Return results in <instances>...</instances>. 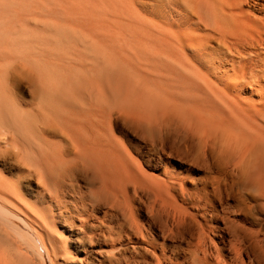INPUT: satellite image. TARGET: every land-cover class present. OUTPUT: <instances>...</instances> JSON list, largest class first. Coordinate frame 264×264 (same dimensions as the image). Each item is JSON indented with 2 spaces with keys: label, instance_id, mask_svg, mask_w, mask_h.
<instances>
[{
  "label": "bare ground",
  "instance_id": "obj_1",
  "mask_svg": "<svg viewBox=\"0 0 264 264\" xmlns=\"http://www.w3.org/2000/svg\"><path fill=\"white\" fill-rule=\"evenodd\" d=\"M111 1L117 10L102 12L111 26L81 38L91 53L83 72L104 80L79 78L85 81L70 92L58 89L70 93L60 104L76 112L57 123L51 104L62 96L52 92L49 112L48 98L30 90L40 95L29 92L35 107L47 103L43 117L56 114L43 120L37 107L32 130L21 121L26 114L15 111L17 102L0 93V125L11 133L8 142L0 139V159H9L11 147L18 152L13 158H25L46 209L30 210L35 201L25 203L18 181L0 172V230L7 238L0 240V264H131L135 258L141 264H264V0H154L153 19L138 12L141 0L138 11L131 0ZM27 65L25 73L33 69ZM35 72L36 79H25L46 95L52 85ZM8 94L11 102L20 97ZM131 133L149 142L156 157L137 156ZM74 188L79 202L66 194Z\"/></svg>",
  "mask_w": 264,
  "mask_h": 264
},
{
  "label": "rangeland",
  "instance_id": "obj_2",
  "mask_svg": "<svg viewBox=\"0 0 264 264\" xmlns=\"http://www.w3.org/2000/svg\"><path fill=\"white\" fill-rule=\"evenodd\" d=\"M41 1L43 2V3H41ZM49 1V2H48ZM59 1L60 2H64V3H59ZM73 1V0H72ZM77 1V2H76ZM83 1H84V3H83ZM92 2V4L90 3V2ZM97 1V2H96ZM79 0V2H78V0H74L73 2H71V0H68V2L66 1V0H0V14H2L1 16H0V38L2 39H0V42H2V43H0V44H2V46L0 45V49L2 50V53L0 54V58H1V62H0V71L1 70H3V68H4V73H5V71H6V73L9 75V79H8V75L6 76V73L5 74H3V71H1L0 73V93H1V95H3V97H4V95H6V100H10V102L8 101V103L9 104H11V103H13V102H17V104H15V103H13L12 105H14L15 104V111H16V109H17V113L19 112L20 114H22L23 115V112H24V114H26L25 116H22V118L24 117V119H25V121L22 119L21 121L24 123V124H27L28 123V121L30 122V128L32 129V126L34 125V123L33 122H35V117H37L38 118V116L39 117H41L42 116V118H43V120H44V118H46V120L48 121V119H50L51 118V115L53 114V115H56V114H54L55 113V111H57V109H58V111L59 112H57V114L59 113V115H57V117L55 116L54 118H52V119H54L55 121L56 120H58L59 119V121L61 120V118H63L64 116H66V115H62V114H69V115H71L72 114V112H76V110H74L73 108L71 109V107H68V106H66L65 104H60V103H62L63 102V100H64V98H66L67 96L66 95H63L64 96V98H63V96L62 95H60V93H58V89H60L61 90V93H62V89L64 88L65 89V87H66V89H69L68 90V92H70L72 89V86L73 87H75L76 85H78V84H80L81 82H83V80L84 79H82V81L79 79V78H85V80L86 81H88V79H92L93 81H97L98 82V79L97 80H95V78H98V76H99V73L98 74H96L94 77L93 76H90L88 73H85V72H83L84 70V68H89L90 66H89V62H91V53H90V50L89 49H87L86 47V43L84 42V41H82V39L84 40V36L86 35V34H88V32L89 33H91L92 31H93V28L95 29V27L96 28H98L99 27V25H104V26H106V27H109V26H111V24L109 23L110 22V20L109 19H111V17L107 14V15H104V13L102 14V12L103 11H116L117 9H115L116 8V6H115V4H113L112 3V1L110 0ZM99 1V2H98ZM104 1V2H103ZM109 1V2H108ZM137 1H138V3H137ZM140 0H136V2L134 1V0H131V4H132V6H133V8H137V6H138V4H141V2H139ZM141 1H143V3L141 4V5H145V6H139V8H137L136 10L138 11V12H140V14L141 15H144V16H146V17H148V18H151V19H153V18H156V14H155V12H156V3L154 2V0L152 1V0H141ZM148 3V5H147V3ZM156 1V0H155ZM46 2V3H45ZM50 2H52V4L50 3ZM55 2V3H54ZM65 2H66V4H65ZM71 2V3H70ZM74 2H76L75 3V6L73 5V3ZM86 2H87V4H86ZM70 3V4H69ZM83 4V6H81L80 4ZM89 3V4H88ZM97 3H98V5H97ZM100 3V4H99ZM109 5L110 3H112V4H110L109 6L107 5V4ZM136 3H137V5H136ZM36 4H37V6H36ZM54 4V7L52 6ZM61 4H63V5H61ZM150 4V5H149ZM70 5V6H69ZM72 5V6H71ZM79 7H77V6ZM88 5V6H87ZM101 5V6H100ZM43 6V7H42ZM56 6H57V9H56ZM95 6V7H94ZM99 6H100V12H97V9L99 8ZM104 6V7H103ZM107 6V7H106ZM150 6V7H149ZM154 6V7H153ZM51 7H53V8H51ZM63 7V8H62ZM83 9H81V8ZM86 7V8H85ZM88 7V8H87ZM89 7H90V12H89V10L87 11V9H89ZM92 7V8H91ZM102 7V8H101ZM109 7V8H108ZM112 7V8H111ZM144 7V8H143ZM147 7V8H146ZM62 8V9H61ZM65 8H67V9H65ZM96 8V9H95ZM105 8H107L108 10H106ZM114 8V9H113ZM118 8V10H119V8L120 7H117ZM140 8L142 9V10H140ZM150 8H152V9H150ZM54 9V10H53ZM66 11H65V10ZM77 9V10H76ZM93 9H95L94 11H93ZM102 9V10H101ZM147 9V10H146ZM153 9H155V11H153ZM76 10V11H75ZM152 10V11H151ZM46 11V12H45ZM61 11H63V12H61ZM78 11V12H77ZM144 11V12H143ZM145 11H147V12H145ZM149 11H151L152 13H150ZM15 12V13H14ZM24 12V13H23ZM83 12L85 13V14H83ZM93 12V13H92ZM13 13V14H12ZM41 13V14H40ZM48 13H50V14H48ZM52 13V14H51ZM76 13V14H75ZM88 13L90 14V15H88ZM100 15H99V14ZM37 14V15H36ZM39 14V15H38ZM83 14V15H82ZM95 14V15H94ZM101 14L103 15V17H101ZM146 14V15H145ZM147 14H149V15H147ZM155 14V15H154ZM14 15V16H13ZM23 15V16H22ZM43 15H45V16H43ZM85 15V16H84ZM151 15H153V17L151 16ZM25 16V17H24ZM88 16V17H87ZM93 16V17H92ZM100 16V17H99ZM105 16V17H104ZM155 16V17H154ZM19 17H21V18H19ZM32 17V18H31ZM36 17V18H35ZM81 17H83V18H81ZM96 17V18H95ZM30 18H31V21H30ZM45 20H44V19ZM65 18V19H64ZM84 18H85V20H84ZM10 19V20H9ZM23 19H25V20H27L26 21V23L27 24H25L24 22H25V20L23 21ZM33 19V20H32ZM36 19H38V21H36ZM59 19V20H58ZM61 19H62V21H61ZM79 19H81V20H79ZM87 19H88V21H87ZM92 20V21H90V20ZM99 19H102V22H100V24H99V22H98V20ZM53 20V21H52ZM84 22H83V21ZM23 21V22H22ZM32 21H34V22H32ZM80 21H81V23H80ZM32 22V23H31ZM36 22H38L39 24H40V26H42V27H40L39 26V24L38 23H36ZM60 22V23H59ZM62 22V23H61ZM107 22V23H106ZM23 23V24H22ZM34 23V24H33ZM56 25H55V24ZM67 23V24H66ZM16 24V25H15ZM42 24V25H41ZM43 24H45V25H43ZM49 24V25H48ZM51 24H53V25H51ZM69 24V25H68ZM73 24V25H72ZM78 24V25H77ZM80 24V25H79ZM12 25V26H11ZM18 25H20V28H19V26ZM28 25V26H27ZM71 25V26H70ZM90 25V26H89ZM92 25V26H91ZM11 26V27H10ZM55 26V27H54ZM87 26H89V28L87 27ZM13 27V28H12ZM47 27V28H46ZM53 27L55 28V29H53ZM58 27V29H56ZM67 27V28H66ZM72 27H73V29H72ZM77 28V29H75V31H74V28ZM46 30H45V29ZM49 28H52V29H49ZM80 28V29H79ZM83 28H86V29H83ZM87 28H88V30H87ZM19 29V30H18ZM66 29V30H65ZM70 29V30H69ZM25 32H24V31ZM45 30V31H44ZM55 30L56 31H58L59 33H55ZM69 30V31H68ZM73 30V31H72ZM83 30V31H82ZM87 30V31H86ZM14 31H17V32H14ZM20 32V34H22L21 36H20V34H19V32ZM51 31H53V34H52V32ZM68 31V32H67ZM84 32V33H82V32ZM91 31V32H90ZM97 31V29H95V33H97L96 32ZM23 32V33H22ZM3 35H2V34ZM4 33H6V35L4 34ZM15 33V34H14ZM28 33V34H27ZM70 33V34H69ZM78 33V34H77ZM14 34V35H13ZM43 34V35H42ZM74 34H76L75 36H74ZM4 36L3 38H2V36ZM20 36V40H19V36ZM54 35H56V36H54ZM69 35V36H68ZM71 35V36H70ZM81 35V36H80ZM82 35H83V38H82ZM97 35V34H96ZM17 36V37H16ZM43 36V37H42ZM6 37V38H5ZM57 37V40H55V38ZM75 37V38H74ZM13 38V39H12ZM22 38V39H21ZM82 38V39H81ZM70 39V40H69ZM97 39H101L100 37H98ZM3 40L5 41L4 43H3ZM7 40V41H6ZM15 40V41H14ZM23 40V41H22ZM63 40V41H62ZM69 40V41H68ZM78 42H77V41ZM102 40V39H101ZM106 40V39H105ZM10 41H11V43H10ZM21 41V42H20ZM66 41V42H65ZM76 41V42H75ZM104 40H102V42H103ZM48 42V43H47ZM50 42V43H49ZM59 42H61L60 44H59ZM105 42V41H104ZM107 42V41H106ZM6 43H8V44H6ZM56 43V44H55ZM79 43V44H78ZM108 43V42H107ZM18 44V46L19 47H17L16 45ZM55 44V45H54ZM81 44H82V46H81ZM11 45H13V46H11ZM64 45H65V47H64ZM67 45H69V46H67ZM80 45V46H79ZM7 46V47H6ZM51 46V47H50ZM17 47V48H16ZM46 47V48H45ZM48 47V48H47ZM16 48V49H15ZM20 48V49H19ZM52 48V49H51ZM58 48V49H57ZM4 49V50H3ZM14 49V50H13ZM0 50V51H1ZM31 52H30V51ZM46 50V51H45ZM78 50V51H77ZM21 51V52H20ZM23 51V52H22ZM38 51V52H37ZM57 53H56V52ZM73 52V53H72ZM89 54H88V53ZM10 53V54H9ZM13 53V56L11 57V54ZM28 53V54H27ZM50 53V54H49ZM77 54L78 55V57H77V55H75V54ZM82 53V54H81ZM25 54H26V56H25ZM85 54V55H84ZM28 55V56H27ZM52 55V56H51ZM80 55H81V57H80ZM62 56V57H61ZM89 56V57H88ZM52 57V58H51ZM13 58V59H12ZM28 58H30V59H28ZM41 58H42V60H41ZM63 58V59H62ZM12 61H11V60ZM14 59H16V60H14ZM20 59V60H19ZM45 59V60H44ZM4 60V61H3ZM14 60V61H13ZM49 60V61H48ZM62 60V61H61ZM71 60V61H70ZM82 62H81V61ZM83 60H85V61H83ZM90 60V61H89ZM8 61V62H7ZM11 61V62H10ZM20 61H23V62H26V63H23V62H21L20 63ZM47 61V62H46ZM78 61V62H77ZM4 62V63H3ZM13 62V63H12ZM19 62V63H18ZM27 62L29 63V62H31V63H29L28 65H27ZM52 62V63H51ZM65 62H67V63H65ZM12 63V64H11ZM24 64V66L25 65H27V67L28 68H30L31 66H33L32 68V71L31 72H29V73H31L30 75H29V73H28V70H27V73H25L24 71L27 69V68H23V64ZM50 63V64H49ZM65 63V64H64ZM78 63V64H77ZM83 63V64H82ZM2 64H4V66H6V67H8L9 68V64H11V68H9V69H7V70H5L6 69V67H4ZM7 64V65H6ZM18 64H21V66L20 65H18ZM88 64V65H87ZM16 65H18V66H20L21 68H19V67H17ZM57 65V66H56ZM64 65V66H63ZM84 67H83V66ZM15 66V68H17V69H14V71L12 72V73H10L9 74V72H11L13 69V67ZM34 66H35V69H34ZM38 66V67H37ZM54 66V67H53ZM66 66V67H65ZM86 66V67H85ZM26 67V66H25ZM41 67H42V69H41ZM37 68V69H36ZM48 68H49V70H48ZM19 69V70H18ZM25 69V70H24ZM53 69H54V72H53ZM11 70V71H10ZM20 73V76H21V73H25V74H27V75H25V74H23V76H19V73H18V75L16 76V74L17 73H14V72H17V71ZM35 70H36V72H35ZM96 70H98V69H96ZM35 73H37L39 76H41V77H46L45 79L47 80H45L46 82H45V84L47 85V86H49L48 85V83L49 84H51L52 86V89L54 88L53 86H55V89L57 88V90H55V89H51V87H50V89L49 90H45V92L47 91H49L47 94H48V96H46L45 94L43 95V89L42 90H40V86H38V85H35L34 84V80L32 81V82H29V81H31L32 80V78L34 79V77H35V79H36V74H33L34 72ZM46 71V72H45ZM47 71H48V73H47ZM50 71V72H49ZM33 72V73H32ZM45 72V73H44ZM55 73V74H54ZM61 73V74H60ZM47 74H49L48 76V78H47ZM53 74H54V76H53ZM57 74H59V75H57ZM74 74L76 75V76H74ZM81 74V75H80ZM5 75V78L4 79H6V80H4L3 79V77L2 76H4ZM16 76V78L17 79H19V81L16 79V78H14L15 80H16V82L18 81V82H20V85H17V84H19L18 82H17V84H16V82L14 81V79H13V77H15ZM33 75H35L34 77H33ZM37 75V76H38ZM103 75V74H102ZM20 78H19V77ZM82 76V77H81ZM7 77V78H6ZM11 77H12V79H11ZM22 77H23V79H22ZM29 77V78H28ZM51 77H53V78H51ZM57 77V78H56ZM87 77V78H86ZM25 78H28L29 79V81L27 80V79H25ZM40 78V77H39ZM56 78V79H55ZM70 79V80H68V79ZM3 79V80H2ZM22 79V80H21ZM44 79V78H43ZM50 79H52V80H50ZM67 79V80H66ZM77 79V80H76ZM100 79H102V80H104V77L102 76L101 78H100V76H99V80ZM7 80H8V82H10L11 84H12V82L14 81L15 82V87L17 86L18 88L17 89H14L15 87H14V85L12 84L11 86H13V88H11V87H9V85H10V83H8L7 82ZM13 80V81H12ZM21 80V81H20ZM25 80H26V82H25ZM48 80H50V82L48 81ZM55 80H56V82H55ZM75 80V81H74ZM84 80V81H85ZM3 81H6L5 83L3 82ZM64 81V82H63ZM13 82V83H14ZM22 82V83H21ZM52 82H54V83H52ZM59 84H58V83ZM60 82H62V83H60ZM73 82V83H72ZM78 82V83H77ZM96 82V83H97ZM32 83L34 84V85H32ZM36 83V82H35ZM6 84H9V85H7L6 87H5V85ZM44 84V85H45ZM56 84H57V86L59 87H57L56 86ZM70 84V85H69ZM30 85H32V86H30ZM8 87H9V90H7L8 89ZM44 87V86H43ZM61 87H62V89H61ZM5 88V89H4ZM7 88V89H6ZM11 88V89H10ZM27 88V89H26ZM46 88V87H45ZM76 88V87H75ZM16 91V93L18 94H15V91ZM29 89V90H28ZM35 90V89H38V92L39 93H42L41 95L43 96V101H45L46 100V98H48V100L46 101L47 103L48 102H50V104H51V102H55V99L53 98V97H51L50 99H49V97L50 96H53V94H55L54 92H56V96H58V95H60V96H62V100L60 101H58V99H56L57 100V102H59L58 104H60V105H58L57 103H53V104H51V106L52 105H55L56 104V106L54 107V106H52L54 109L55 108H57V109H55V110H53V108L52 107H50V104L48 103H45V104H42V107H40V106H36L35 107V101H36V99H33L32 100V98H30L31 96L30 95H32L33 96V94H35V96H33V98H35L39 93L38 92H36L37 93V95H36V93H33L32 91L30 92V90ZM47 89H48V87H47ZM71 89V90H70ZM109 89V88H108ZM4 90V91H3ZM13 92H12V91ZM18 90V91H17ZM33 90V91H34ZM7 91H10V94H8L7 93ZM63 91H65V90H63ZM74 91V90H73ZM72 91V92H73ZM14 94V98H16V96L18 97V96H20V97H18L17 98V100L19 101H15V99L11 102V99H13V94ZM19 92H20V94H19ZM32 93V94H30V93ZM51 92V93H50ZM52 92H53V94H52ZM66 92H67V90L65 91V94H66ZM3 93V94H2ZM4 93H7L8 95H10V98H11V96H12V98L11 99H9L8 98V96H7V94H4ZM21 93H22V95H23V97L21 96ZM12 94V95H11ZM30 94V95H29ZM49 94H51V95H49ZM58 94V95H57ZM107 95H105L106 97L107 96H109V97H107L108 99H111L110 97H111V93H106ZM38 96H40V95H38ZM37 96V97H38ZM42 96H41V98H42ZM55 95H54V97H56ZM25 97V98H24ZM46 97V98H45ZM21 98L23 99L22 101H24L23 103H22V101H21ZM31 99L32 101H28V99ZM106 98V99H107ZM29 99V100H30ZM38 99H39V97H38ZM52 99V100H51ZM102 99H104V98H102ZM108 99H107V101L105 102V103H109V105H111L110 104V101H111V103H113L112 102V100H109L108 101ZM113 99H114V97H113ZM26 100V101H25ZM35 100V101H34ZM42 100V99H41ZM40 100V101H41ZM54 100V101H53ZM35 102L34 104L32 103V102ZM105 101V100H104ZM104 101H103V103H104ZM25 102H28V103H25ZM39 102V101H38ZM22 104V105H18V104ZM30 103H32L31 105H33L35 108H33L31 105H30ZM42 103V102H41ZM41 103H38V104H41ZM44 103V102H43ZM98 104L99 103H101V102H97ZM47 104V107L45 106ZM29 105H30V107H29ZM63 105L65 106V107H63ZM17 106H18V108H17ZM25 107V108H27L28 107V109L29 110H26L25 108H23V107ZM49 106V107H48ZM59 106V107H58ZM104 106L106 107L107 105L106 104H104ZM13 107V106H12ZM33 108V110L32 109H30V108ZM37 107H40L39 109L40 110H38L37 109ZM46 107V111L47 110H49V112L51 111V110H53V112L54 113H49V115H50V118H48L47 119V113H46V111H45V109H43V111H45V113L43 112V111H41V109L42 108H45ZM38 110V112L40 111L41 113H42V115L40 114V112H39V115H38V113H37V115H36V113L34 112L35 110ZM51 109V110H50ZM65 109H66V111H65ZM71 109V110H70ZM24 110V111H23ZM25 110H26V112L28 113V115H27V113H25ZM63 110V111H62ZM22 113H21V112ZM66 112V113H65ZM18 113V114H19ZM31 113V114H30ZM60 113H61V115H60ZM19 114V115H20ZM32 114H33V117L30 119V116H32ZM36 116H35V115ZM43 114L44 115H46V116H44L43 117ZM18 115V116H19ZM30 115V116H29ZM52 115V116H53ZM29 116V117H28ZM21 116H19V118H20ZM59 117H61V118H59ZM36 118V119H37ZM56 118V119H55ZM21 119V118H20ZM33 119V120H32ZM51 119V120H52ZM46 121V123H49V122H47ZM54 121V122H55ZM32 122V123H31ZM54 122H52V124L54 123ZM57 122V121H56ZM51 123V122H50ZM49 123V125H51ZM58 123V122H57ZM118 123H119V121H118ZM5 123H2L1 122V127H0V132H1V134L2 135H0V139L1 138H3L5 141L4 142H8L9 140V138H10V136H11V133L10 132H7V131H9V128H8V126H6V125H4ZM29 124V123H28ZM33 124V125H32ZM35 124L37 125V121L35 122ZM55 124V123H54ZM6 126V128H4ZM35 127V126H34ZM33 127V129H35ZM5 129V130H4ZM32 129V130H33ZM7 130V131H6ZM3 131H6V132H3ZM3 132V133H2ZM133 133H131V135H129V140H131V142H130V144H131V148L133 149V152L137 155V156H139V157H148V156H154V157H156V151H153V149H152V147H151V145H150V143L148 142H146V141H144L139 135L137 136V134H134L135 136H133L132 135ZM139 139H138V138ZM141 138V139H140ZM18 139H20V137L18 138ZM7 140V141H6ZM21 140V139H20ZM140 140H143V141H140ZM143 142V143H142ZM149 144V145H148ZM2 145H4L3 146V149H2V151L3 150H5L6 149V151H7V148H10V147H8V145H6V144H1V146ZM7 148H6V147ZM150 146V148H148ZM137 147V148H136ZM150 149H151V151H150ZM14 151L15 152V154L17 155L18 154V152H17V150L15 149V148H13V147H11V149H8V151ZM141 150V151H140ZM5 152V153H9V152ZM13 151L11 152L12 154H10L9 156H7V157H9V159L8 158H6V157H2L1 159H0V172H4V173H2V174H4V176L7 178V179H9V180H11V181H14L15 183H16V181H18V186H16L17 187V190L19 189V194H20V192L22 193L23 192V194L26 196V198H25V196H23V194H21V197H22V200L24 199V201L26 200V199H28V201L26 200L25 201V203L27 202V204L29 203V204H33V202L35 201V203H34V206H31V208H30V206H29V208H30V210H33V212H34V210L37 208L38 209V211L39 212H45L46 211V209L44 208L45 207V205L42 203V200L38 197H35V194H34V191L37 189V187H36V184L38 183L37 182V180H36V182H35V177H33V178H31L34 174H32L33 172L32 171H30V170H33V168L30 166V169H29V164L27 165V163L25 164V162H26V160H25V158L24 159H22V156H19L18 155V161L16 160V157L15 158H13ZM147 151V152H146ZM149 152V153H148ZM12 155V157H10ZM16 155H14V156H16ZM3 158H5V160H12L13 161V159H14V161L15 162H9V161H5ZM11 158V159H10ZM25 160V161H24ZM18 162V163H17ZM20 162H21V164H23L24 165V167H23V165H21L20 164ZM5 163V164H4ZM18 164H20L19 166H18ZM26 166H28V168L26 167ZM20 167H23V169L22 168H20ZM26 168V169H25ZM32 168V169H31ZM28 169V170H27ZM32 172V173H30L29 174V172ZM34 171V170H33ZM23 172H25V173H23ZM20 173V174H19ZM26 173H28V174H26ZM21 174H22V176H21ZM26 175V176H24V175ZM30 175V176H29ZM21 176V177H20ZM23 176L25 177L24 179H23ZM35 176V175H34ZM27 177H29V178H31V180L30 179H27ZM21 178V179H20ZM35 178V179H34ZM23 180H25V181H23ZM20 181V182H19ZM23 181V182H22ZM23 184H22V183ZM20 183V184H19ZM80 183H81V185H83L82 184V182L80 181ZM22 184V185H21ZM19 185H21L20 187H19ZM25 185V186H24ZM74 189H76V190H74V191H71V190H69V189H67V191H68V193L66 192V194L67 195H74V197H75V200H76V202H79L80 201V197L79 198H77V196H80V195H78L79 193H78V191H77V188H74ZM73 192V193H72ZM70 193V194H69ZM78 193V194H77ZM77 194V195H76ZM34 195V196H33ZM33 196V197H32ZM35 198V199H34ZM67 200V199H66ZM23 201V202H24ZM31 203H30V202ZM28 204V205H29ZM78 204V203H77ZM44 205V206H43ZM40 206V207H39ZM32 207H34L33 209H32ZM39 207V208H38ZM44 209V210H43ZM42 210V211H41ZM35 212H36V210H35ZM38 212V213H39ZM0 213H1V211H0ZM2 214V213H1ZM158 215H161L160 213L158 214ZM158 215L156 214V218H155V220L157 219L158 221L159 220H161V218H159L158 217ZM162 217H163V214L161 215ZM160 216V217H161ZM1 217V216H0ZM159 219H158V218ZM3 223V222H2ZM1 222H0V225H4V224H2ZM8 230V229H7ZM2 231V229L0 230V232ZM9 231V230H8ZM9 232H11V231H9ZM15 231L13 230L12 231V235L14 236V238L16 239V240H18V235H17V233H15ZM0 234H2L1 236H0V240H2V242H3V239H5V240H7V238H6V236H5V234L3 233V232H1ZM24 235V234H23ZM25 236V235H24ZM2 237H3V239H2ZM21 239V238H20ZM23 243V241H22V239L20 240V243ZM133 260L135 261V262H133ZM132 261H130V263L132 264V262H133V264L134 263H136V264H138L139 262H142L141 260H139V261H137L136 262V258L135 259H133ZM139 264H141V263H139ZM142 264H144V263H142Z\"/></svg>",
  "mask_w": 264,
  "mask_h": 264
}]
</instances>
